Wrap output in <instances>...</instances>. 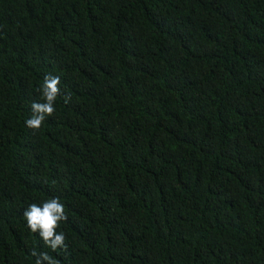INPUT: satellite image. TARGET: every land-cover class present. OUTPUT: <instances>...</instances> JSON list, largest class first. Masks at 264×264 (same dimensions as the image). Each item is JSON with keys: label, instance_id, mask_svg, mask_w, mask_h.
<instances>
[{"label": "trees", "instance_id": "trees-1", "mask_svg": "<svg viewBox=\"0 0 264 264\" xmlns=\"http://www.w3.org/2000/svg\"><path fill=\"white\" fill-rule=\"evenodd\" d=\"M53 197L55 251L24 219ZM33 250L264 264V0H0V264Z\"/></svg>", "mask_w": 264, "mask_h": 264}, {"label": "clouds", "instance_id": "clouds-1", "mask_svg": "<svg viewBox=\"0 0 264 264\" xmlns=\"http://www.w3.org/2000/svg\"><path fill=\"white\" fill-rule=\"evenodd\" d=\"M60 82L59 76L47 75L44 77L39 88L43 102L31 104L32 115L25 121L26 127L37 131L41 129L45 119L55 113L56 99L61 92ZM69 100L70 95H65V103H68ZM24 219L31 232L38 233L50 249L55 251L58 247H66L65 233L57 231L60 223L67 219L65 206L59 197L49 198L40 204H29L24 210ZM32 255L37 257L35 264H59V261L52 258L47 252L37 253L33 250Z\"/></svg>", "mask_w": 264, "mask_h": 264}]
</instances>
